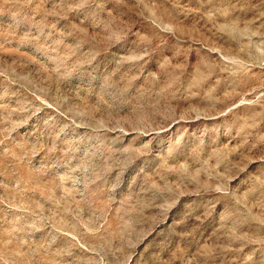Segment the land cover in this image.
Masks as SVG:
<instances>
[{
  "label": "rangeland",
  "instance_id": "obj_1",
  "mask_svg": "<svg viewBox=\"0 0 264 264\" xmlns=\"http://www.w3.org/2000/svg\"><path fill=\"white\" fill-rule=\"evenodd\" d=\"M0 264H264V0H0Z\"/></svg>",
  "mask_w": 264,
  "mask_h": 264
}]
</instances>
